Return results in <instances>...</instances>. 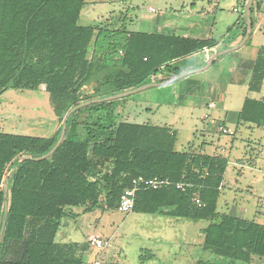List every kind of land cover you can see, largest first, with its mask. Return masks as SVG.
I'll return each instance as SVG.
<instances>
[{
	"label": "trees",
	"instance_id": "1",
	"mask_svg": "<svg viewBox=\"0 0 264 264\" xmlns=\"http://www.w3.org/2000/svg\"><path fill=\"white\" fill-rule=\"evenodd\" d=\"M261 1L252 7L253 29ZM85 4L0 0V96L9 89L45 90L61 123L50 138L0 133V233L7 214L0 264H84L89 260L87 245L57 243L62 220L73 216V208L90 211L104 204L118 209L138 176L169 180L171 185L137 191L133 212L209 222L202 230V250L219 261L252 264L256 257L264 259V224L219 212L228 157L199 148L177 151V133L167 126L116 123L114 102L71 113L62 143L40 159L56 147L73 108L149 85L158 72L219 44L213 38L133 31L124 25L81 26ZM244 16L228 34L246 25ZM237 38L224 50L235 47ZM263 88L261 48L248 91L261 94ZM238 122L264 128V100L247 97ZM179 184L185 189H178ZM196 264L213 263L200 259Z\"/></svg>",
	"mask_w": 264,
	"mask_h": 264
},
{
	"label": "rangeland",
	"instance_id": "2",
	"mask_svg": "<svg viewBox=\"0 0 264 264\" xmlns=\"http://www.w3.org/2000/svg\"><path fill=\"white\" fill-rule=\"evenodd\" d=\"M258 1L252 0L251 14ZM249 2L243 0V10L240 0H86L79 24L94 27L124 25L133 31L214 38L219 41V52H222L231 38L242 32L246 36ZM259 7L254 12L255 27L253 29L252 26L249 38L240 48L250 56H255L259 49L264 48V0ZM243 13L246 25L228 34L229 28L237 24ZM151 22L158 23L160 30L154 31L147 24H141ZM245 36L240 37V43ZM236 51L219 57L220 60L204 71L201 70L207 67V59L213 54L209 55V50H206V60L202 53L193 55L152 76L149 81L152 87L109 102H114L116 123L171 128L177 133L176 150L179 152L199 148L214 155L222 146L227 149L224 155H230L231 161L236 158L237 162L241 159L248 164L254 160L257 167L252 176L247 167L229 165L219 212L234 216L236 203H241L247 212L244 218L260 222L256 212L261 210L264 213V202L263 208L258 210L256 202L257 189L264 176V141L260 142L264 140V128L245 127L238 132L237 115L246 97L256 98L261 94L248 91L245 83H248L251 74L244 84H238L235 73L230 74L225 69L221 71L224 62L234 60ZM176 69L180 74L199 72L172 81L179 76H175ZM212 102L215 108H210L214 104L209 107ZM226 114H232L236 119L228 120L227 126L218 122ZM60 125L45 90L9 89L0 96V133L50 138ZM107 166L105 164L103 169ZM70 213L73 216L64 218L60 229L63 233L67 232L70 239L59 234L57 241L87 245L88 259L90 254L96 253L95 256L105 263L117 264H196L200 259L210 260L213 264H229V261H219L217 256L202 250V230L209 225L207 221L121 212L118 209L109 210L104 204L90 211H85L83 207L73 208ZM234 213L241 215L243 212ZM92 237L105 241L101 252L91 248L89 241ZM252 264H264V259L256 257Z\"/></svg>",
	"mask_w": 264,
	"mask_h": 264
},
{
	"label": "crops",
	"instance_id": "3",
	"mask_svg": "<svg viewBox=\"0 0 264 264\" xmlns=\"http://www.w3.org/2000/svg\"><path fill=\"white\" fill-rule=\"evenodd\" d=\"M141 24H147V26L148 27H151V28H153L154 29V31H159L160 30V28H159V24L158 23H155V22H151V23H141ZM184 35H187V34H184ZM194 37V36H193ZM214 39V38H213ZM240 43V37L238 36V38L236 39V41H235V44L236 45H238ZM242 49V48H241ZM241 49H239V51H236V53H235V55H234V60H231L230 61V63H227V62H224L223 63V66L222 67H220L221 68V71H223V69H225V70H227L228 71V73H230V74H232V73H235L236 74V76H237V78H236V83H238V84H240V83H242V84H244L245 83V81H246V78H247V76L249 75V74H251L252 73V70H253V67H254V63H255V57H256V55L254 56V54H251V56L250 55H248V54H246V53H243L242 51H241ZM220 51V47L219 46H216L215 48H213V49H210L209 50V55H212V54H214V53H217V52H219ZM208 53H206V52H203L202 54H204V57H205V60H206V57H207V55H208ZM251 76V75H250ZM245 80V81H244ZM249 81V80H248ZM235 83V84H236ZM245 85H247V87H248V83L246 82L245 83ZM262 95H264V91H262V93H261V95H259V97H256L257 99H263L264 100V98H263V96ZM247 98V97H246ZM245 98V99H246ZM245 99H244V101H245ZM211 104H214L213 102L212 103H210L209 104V107H210V105ZM216 107V105L214 104V107H210V108H215ZM243 107V106H242ZM241 111V110H240ZM239 111V112H240ZM239 114V113H238ZM206 118H208V116H206ZM234 119H235V116L234 115H229V114H226L225 115V117H224V119L222 120H219L218 119V122H222L223 124H225L226 125V123H227V121L229 120V121H234ZM236 120V119H235ZM237 121H238V115H237ZM227 126V125H226ZM245 127H247V129L248 128H255V126H252V125H248V124H244V123H239L238 122V132L240 131V130H243V129H246ZM231 133V132H230ZM264 140H262V141H260V142H263ZM262 145V144H261ZM262 146H264V145H262ZM227 152V149L225 148V147H222L221 146V149H218V150H216V153H220V154H223L224 155V153H226ZM209 155H211V154H209ZM224 156H226V155H224ZM226 157H228V159H229V165H232V166H234V167H240V168H249V171L250 172H248L249 174H250V176H252V173L255 171V167H257V163L254 161V160H251L248 164H246L245 162H243V161H241V159H239V161L237 162L236 160V158H235V160L234 161H231V156L230 155H227ZM232 162V163H231ZM250 165V166H249ZM262 169V168H261ZM264 169V168H263ZM257 171V170H256ZM262 171V170H261ZM264 171V170H263ZM263 178V181H261L260 183H259V185L260 186H258L259 187V189H257L256 188V186H255V188L259 191V193H258V196H257V202H256V207H257V210L259 209V208H263L262 206V202H264V185H263V183H264V176L262 177ZM224 192V191H223ZM236 207L237 208H234L233 209V214H234V216H237V217H239V218H242V219H245L244 218V214H246L247 212H246V209L243 207V205L241 204V203H236ZM231 210V209H230ZM263 210V209H262ZM243 212V213H241V215H237V214H235L234 212ZM257 213V215H256V218L260 221V222H262V224H264V213L260 210V211H257L256 212ZM165 216V215H164ZM256 220V219H255ZM257 221V220H256ZM258 222V221H257ZM259 222V223H260ZM62 230H60L59 231V233H58V235H57V238H58V236H59V234H61V236L64 238V237H66L67 239H70V237L68 236L69 234L66 232V233H63V232H61ZM88 236H90V235H88ZM87 236V237H88ZM57 238H56V241H57ZM65 238V239H66ZM69 241V240H68ZM57 243H59L58 241H57ZM68 243H78V242H61L60 244H68ZM95 253V252H94ZM96 254V253H95ZM95 254H90V256H89V260H94L95 258H96V256H95Z\"/></svg>",
	"mask_w": 264,
	"mask_h": 264
},
{
	"label": "water",
	"instance_id": "4",
	"mask_svg": "<svg viewBox=\"0 0 264 264\" xmlns=\"http://www.w3.org/2000/svg\"><path fill=\"white\" fill-rule=\"evenodd\" d=\"M251 5H252V0H250L248 6H247V10H246V17H247V34L245 36V38L243 39V41H241V43H239L238 45H236L235 47L233 48H230V49H226V50H223L222 52H217V53H214L211 57H209L207 59V67L201 71H204L206 70L209 66H211L219 57L225 55V54H228V53H231V52H234L238 49H240L244 44L245 42L247 41V39L249 38L251 32H252V19H251ZM199 71H189V72H185L183 74H180L179 76H177L176 78H174L172 81H175V80H178L179 78H182V77H185V76H188L190 74H194V73H198ZM171 81V82H172ZM155 86V85H153ZM149 87H152V85H145L143 87H140L138 89H135L133 91H128V92H124L122 94H118V95H115V96H112V97H109V98H104V99H97V100H92V101H89L87 103H84V104H81L75 108H73L70 113L66 116L65 118V121H64V124H63V129H62V133H61V136H60V139L56 145V147L48 154L46 155L45 157L43 158H40V159H44V158H47L49 157L51 154L54 153V151L59 147V145L62 143L64 137H65V134H66V130H67V122H68V119H69V116L71 115V113L75 112L76 110L84 107V106H88V105H91V104H94V103H100V102H109V101H112V100H116V99H122L124 97H127L131 94H134L136 92H139L141 90H144L146 88H149ZM38 159V160H40ZM8 189H9V177L7 175L6 177V183H5V199L7 200V194H8ZM6 218H7V214L5 213V216H4V222H3V227L1 229V233H0V242H1V239H2V236H3V231H4V228H5V222H6Z\"/></svg>",
	"mask_w": 264,
	"mask_h": 264
},
{
	"label": "built area",
	"instance_id": "5",
	"mask_svg": "<svg viewBox=\"0 0 264 264\" xmlns=\"http://www.w3.org/2000/svg\"><path fill=\"white\" fill-rule=\"evenodd\" d=\"M211 107H214V105H211ZM222 132L228 133L226 130H222ZM168 185H171L169 180L160 179L157 177L147 178L144 176H138L133 179L132 188L126 190L121 196L118 210L121 212L133 211L137 191H140L142 189H159L163 186ZM177 188L181 190L185 189L184 185L182 184H179ZM195 201L199 206L202 205L198 198H196ZM89 242L93 250L101 252L104 249L105 241L100 237H92ZM84 264H103V261L99 258H95L94 260H88Z\"/></svg>",
	"mask_w": 264,
	"mask_h": 264
}]
</instances>
